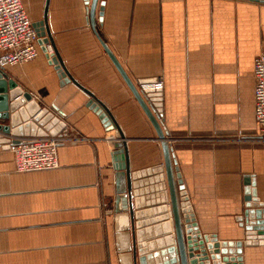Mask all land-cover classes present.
<instances>
[{"label":"crops","instance_id":"crops-1","mask_svg":"<svg viewBox=\"0 0 264 264\" xmlns=\"http://www.w3.org/2000/svg\"><path fill=\"white\" fill-rule=\"evenodd\" d=\"M47 1L23 0L32 23L44 19ZM91 4L49 0L50 30L68 72L122 129L133 172L164 164L162 142L105 46L141 94L143 83L163 79L162 107L146 101L198 227L220 242L244 241L247 179L264 204L254 78L264 49V0H99L94 26ZM4 71L63 115L67 141L58 149L59 168L28 173L17 172L14 154L0 145V264H128L109 213L117 130L105 128L88 107L93 99L65 82L42 48L34 61ZM162 206L144 209L156 214L143 221L161 218ZM242 258L264 264V245L244 246Z\"/></svg>","mask_w":264,"mask_h":264},{"label":"water","instance_id":"water-1","mask_svg":"<svg viewBox=\"0 0 264 264\" xmlns=\"http://www.w3.org/2000/svg\"><path fill=\"white\" fill-rule=\"evenodd\" d=\"M98 1L92 0L90 8L93 26ZM89 2L90 0H87L88 4ZM48 4L49 0L44 19L33 23L39 33V45L45 53V45L53 47L54 54L48 57L56 66L60 77L65 82H73L87 93L93 99L88 107L98 114L108 131L117 130L118 133L119 141L114 145L116 150L112 153V167L116 172V200L114 210L109 213L116 215V246L118 254L122 256V263L243 264L244 246L264 245V204L260 203L256 191L251 190V186L255 184L250 179L246 180L247 204L240 220L246 230L244 241L220 242L214 235L202 234L179 170L174 167L176 162L172 161L165 133L147 103V98L136 89L122 66L105 46L162 142L164 164L157 168L133 172L122 129L117 122H110L113 117L110 111L98 107L94 101L95 96L78 84L64 65L50 30ZM158 97L160 98L155 99L153 94L148 93V98L156 100L155 106L162 107V93L158 94ZM63 118L56 110L42 107L34 101L30 93L8 78L4 69L0 68V122L11 121V125L0 124V145L5 149H10L11 140L5 139L3 135L16 138L61 135L67 130V123ZM175 178L178 180V189ZM157 204L163 205L158 210L163 213L161 218L148 223L143 221L148 214H156V210L150 212L144 209Z\"/></svg>","mask_w":264,"mask_h":264},{"label":"built area","instance_id":"built-area-1","mask_svg":"<svg viewBox=\"0 0 264 264\" xmlns=\"http://www.w3.org/2000/svg\"><path fill=\"white\" fill-rule=\"evenodd\" d=\"M38 40L39 33L28 17L23 0H0V68L5 69L37 59L41 49ZM45 47L48 55L54 54L51 45H45ZM254 78L255 115L260 141L264 143V49L255 60ZM163 89V79L141 85L143 96L154 101V103L151 102L154 109H157L155 106L157 102L148 98V93L153 94L155 99L160 98L158 94L162 93ZM32 99H39V97L32 95ZM9 138L11 140L9 150L14 154L17 172L28 173L59 168L58 149L67 141L65 134L29 138L9 136ZM15 140L17 143H14Z\"/></svg>","mask_w":264,"mask_h":264}]
</instances>
